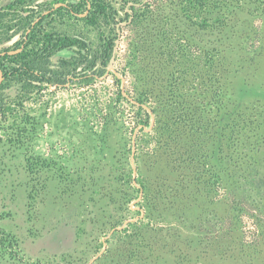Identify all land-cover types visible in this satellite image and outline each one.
<instances>
[{
    "label": "rangeland",
    "instance_id": "1",
    "mask_svg": "<svg viewBox=\"0 0 264 264\" xmlns=\"http://www.w3.org/2000/svg\"><path fill=\"white\" fill-rule=\"evenodd\" d=\"M102 1L110 3L108 15L93 25L92 0H22L2 10L0 56L5 49L37 53L36 73L51 69L66 83L0 69V264H189L200 238L201 246L208 242L197 228L232 213L215 191L219 142L206 145L211 170L199 172L174 162L149 136L153 108L179 102L184 113V100L205 96L177 79L184 78L187 44L222 58L205 114L214 122L224 112L258 118L248 186L264 200L261 9L230 2L225 25L204 29L186 18L185 0ZM147 2L152 11L130 23L131 7L142 12ZM44 33L83 43L56 51L46 65ZM144 111L151 125L142 130Z\"/></svg>",
    "mask_w": 264,
    "mask_h": 264
},
{
    "label": "trees",
    "instance_id": "2",
    "mask_svg": "<svg viewBox=\"0 0 264 264\" xmlns=\"http://www.w3.org/2000/svg\"><path fill=\"white\" fill-rule=\"evenodd\" d=\"M86 1L88 0H83L84 3ZM92 2L91 15L87 19L93 25L98 23L100 17L108 15L107 7L110 3H104L102 0ZM230 2L237 4L238 9L253 5L264 13V0H185L186 4L182 10L189 21L201 28L220 27L225 25V9ZM21 3L22 0H15L6 7H0V16L7 14L2 13V10H12ZM152 7L151 2L145 4L142 12L131 7L133 14L130 23H138L142 15L152 11ZM35 30L36 28H33L28 36L36 35ZM41 40L47 45L43 55L46 65L56 51L80 47L83 43L78 37L51 33H44ZM114 47L115 42L110 39L104 50L103 65L109 64ZM197 49L196 46L187 44L184 78L178 76L177 79L188 83L192 88L196 86L202 89L205 96L203 99L184 100V113L179 112V105H182L179 102H167L169 110L165 111L164 105L162 112L153 108L155 120L149 134L155 146L166 147L164 149L173 157L174 162L197 165L199 172L201 168L211 170L210 164L203 160L207 156L206 145L212 138L219 142V169L217 181H214L215 191L217 190L224 203L231 208L232 213L220 215L219 220H215L217 224H209L207 229L197 228L195 232L204 233L203 238L208 242L202 243L201 246L200 238V248H192L187 261L189 264H264V200L254 197L252 189L248 186V177L255 170V148L261 140V134L255 133L259 121L253 114L224 112L217 118V122H214L210 115L205 114L208 110L205 105L208 104L206 95L218 73L217 68L222 67V58L206 50L198 55ZM4 51L6 53L0 56V69L4 76L18 72L20 76L30 74L31 77L40 78L50 84L66 83V79L58 77L56 71L51 69H45L43 72L41 69V75H38L39 69L36 66L41 56L37 53L25 49L15 54H10L8 49ZM199 69L201 71L197 74ZM139 100L142 105L146 102ZM139 124L142 125V130L151 125L149 112L144 111V114L140 115ZM205 185L212 188V185Z\"/></svg>",
    "mask_w": 264,
    "mask_h": 264
},
{
    "label": "crops",
    "instance_id": "3",
    "mask_svg": "<svg viewBox=\"0 0 264 264\" xmlns=\"http://www.w3.org/2000/svg\"><path fill=\"white\" fill-rule=\"evenodd\" d=\"M1 2H3V0H1Z\"/></svg>",
    "mask_w": 264,
    "mask_h": 264
}]
</instances>
